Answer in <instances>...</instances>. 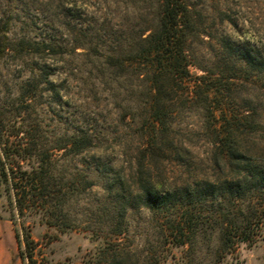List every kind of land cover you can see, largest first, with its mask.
I'll return each instance as SVG.
<instances>
[{"label": "rangeland", "instance_id": "obj_1", "mask_svg": "<svg viewBox=\"0 0 264 264\" xmlns=\"http://www.w3.org/2000/svg\"><path fill=\"white\" fill-rule=\"evenodd\" d=\"M67 1L71 10L62 0H0V19L13 24L14 36L29 31L63 45L56 55L62 97H49L44 122L58 132L82 129L92 135L94 146L73 163L94 184L71 201L79 225L67 232L38 220L37 208L25 209L15 221L4 204L2 258L6 254L9 264H29L21 256L19 230L34 239L37 264H264V231L254 244L228 252L220 246L217 219L235 211L232 193L202 205L191 194L196 208L187 213L185 207L141 206L137 188L147 173L172 185L236 181L251 162L264 159V0H191L206 32L192 42L188 87L176 94V145L162 141L152 153L142 152L148 136L125 119V78L115 77L86 49H72L78 38L88 36L114 47V39L125 35L129 7L120 0ZM75 3L79 8L73 9ZM20 75L14 60L0 63L1 97L15 94ZM206 95L216 115L210 136L204 127L210 114L198 103ZM215 127L222 134L233 131L234 154L229 145L212 142ZM197 220L195 234L190 227ZM179 225L186 227L185 236ZM120 229L123 233L114 232Z\"/></svg>", "mask_w": 264, "mask_h": 264}, {"label": "trees", "instance_id": "obj_2", "mask_svg": "<svg viewBox=\"0 0 264 264\" xmlns=\"http://www.w3.org/2000/svg\"><path fill=\"white\" fill-rule=\"evenodd\" d=\"M120 1L129 7L124 37L114 39L112 47L87 35L78 38L72 49H86V55L102 62L115 77L125 78V119L136 122L141 135L148 136L142 152L152 153L161 148L162 141L176 145V94L179 89L185 94L194 56L192 42L206 31L191 0ZM62 2L71 10L72 5H66L71 1ZM76 3L73 9L79 8ZM12 25L0 19V63L12 59L24 75L16 83L15 94L0 96V218L4 204L15 221L17 214L24 216L25 209L37 208L38 220L67 232L79 225L70 211L71 201L94 184L73 159L94 146L93 137L82 129L58 132L44 122L49 97H62L63 81L58 77L62 71L56 57L62 44L54 37H38L29 31L14 36ZM208 99L206 95L198 103L210 114L204 124L210 136L214 127L211 120L216 115ZM256 121L262 124L260 117ZM213 130L212 142L229 145L234 154L230 142L233 131L222 134L217 127ZM147 174L141 175L137 187L141 206L185 207L188 213L196 208L188 199L191 194L202 205L220 196L227 200L232 193L236 205L233 215L217 219L221 248L228 252L260 239L264 231V159L251 162L236 181L205 180L200 187L167 184L163 178ZM25 220L23 217V224ZM199 224L197 220L190 227L193 233L199 231ZM106 226L110 227L108 223ZM178 227L180 234L188 233L185 226ZM97 232L95 229L92 234ZM114 232L121 234L123 230ZM17 238L21 256L29 264H37L36 244L30 233L22 236L18 230Z\"/></svg>", "mask_w": 264, "mask_h": 264}, {"label": "crops", "instance_id": "obj_3", "mask_svg": "<svg viewBox=\"0 0 264 264\" xmlns=\"http://www.w3.org/2000/svg\"><path fill=\"white\" fill-rule=\"evenodd\" d=\"M1 244V243H0ZM2 251H0V262H1V264H9L8 263V258H7V256H6V254L4 255V257L2 258V255H3V253H5L4 252V250H3V248L1 249Z\"/></svg>", "mask_w": 264, "mask_h": 264}]
</instances>
